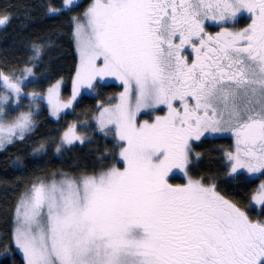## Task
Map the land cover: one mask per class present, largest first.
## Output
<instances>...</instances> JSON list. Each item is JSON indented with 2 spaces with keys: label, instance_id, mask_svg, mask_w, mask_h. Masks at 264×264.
<instances>
[{
  "label": "snow or ice",
  "instance_id": "1",
  "mask_svg": "<svg viewBox=\"0 0 264 264\" xmlns=\"http://www.w3.org/2000/svg\"><path fill=\"white\" fill-rule=\"evenodd\" d=\"M61 11L47 5L49 16ZM241 12L251 23L229 31ZM9 18L0 16V26ZM84 18L86 24L73 17L79 66L72 96L62 101L57 82L47 104L59 119L81 89L108 77L120 81L124 91L100 111L97 126L119 142L123 167L33 181L14 216L13 240L25 264H264V222H252L214 183L167 180L173 169L188 175L193 141L221 132L235 142L225 153L229 175L264 176V0H93ZM207 20L221 25L215 36L205 31ZM45 46H30L20 76L0 70V150L35 130L31 107L8 121L6 106L20 103ZM160 106L165 115L138 122L140 112ZM77 141L85 137L70 126L57 153ZM43 150L41 144L34 153ZM253 200L264 206V183Z\"/></svg>",
  "mask_w": 264,
  "mask_h": 264
},
{
  "label": "trees",
  "instance_id": "2",
  "mask_svg": "<svg viewBox=\"0 0 264 264\" xmlns=\"http://www.w3.org/2000/svg\"><path fill=\"white\" fill-rule=\"evenodd\" d=\"M87 1L49 16L47 5L62 8L63 0H0V16L7 14L10 17L6 25L0 26V70L20 76L32 54L30 46L33 43L50 44L43 48V59L34 69V77L24 81L23 88L43 94L53 83L63 81L66 93L78 67L73 17L83 15ZM120 93L118 85H103L95 95L80 97L72 111L58 120L51 119L43 109L34 115V131L23 141L15 140L0 150V264H24L13 240L15 206L33 181L51 182L64 175L73 178L94 175L114 163L121 168L117 162L119 142L94 132L92 126L99 108L112 105ZM73 125L82 132L90 126L93 133L90 137L85 136L88 140L83 145L62 148L57 153L61 135ZM218 135L223 137L203 141L200 149L203 157L192 176L206 184L214 183L216 191L237 204L249 218L264 220V206L256 209L253 200L264 176L247 172L245 176L227 174L216 148L227 149L230 142L224 132L215 136ZM41 144L44 150L34 153Z\"/></svg>",
  "mask_w": 264,
  "mask_h": 264
},
{
  "label": "rangeland",
  "instance_id": "3",
  "mask_svg": "<svg viewBox=\"0 0 264 264\" xmlns=\"http://www.w3.org/2000/svg\"><path fill=\"white\" fill-rule=\"evenodd\" d=\"M83 1H85V0H74L73 4L68 5V6H66V7H64V6L62 5V10H63V11H67V10L71 9L72 7L77 6L80 2H83ZM63 2H64V0H63ZM87 2H88V6H87V8L85 9V12H86V10L88 9V7L93 3V0H88ZM85 12H84V13H85ZM84 13H83L82 16H78V15L75 14L74 17L79 18L80 21H81V23H85V24H86V20H85V18H84ZM74 29H75V24H74ZM74 42H75V38H74ZM75 49H76V54H77V58H78V66H79V54H78L77 44H76V42H75ZM77 68H78V67H77ZM75 74H76V73H75ZM21 78H22V77H21ZM74 78H75V75H74L73 78L71 79V81H70V83H69V85H68V91H67L66 93L64 92V86H65L64 82H63V81H57V82H60V96H61L62 101H65V102H66V101H68V100L71 98V96H72V90H73V81H72V80H74ZM24 81H25V80H24ZM57 82L53 83L51 86L55 85ZM25 83H26V82H24V85H25ZM108 84H115V85H118V86L121 87V93L124 91V87H123V85L120 83V81L116 80L114 77H108V78H106L105 81H101V82H99V86L94 87V89H81L80 95L77 96L76 100L73 102L72 107H71V108H68V109H64V110H62V111L60 112V114H59V119H60L62 116H64L65 114L70 113V112L72 111L73 106L76 104V102L79 100L80 97H82L83 95L93 96V95L96 94V92L99 90V88H100L101 86H103V85H108ZM51 86H50V87H51ZM0 90H2V91H0V93L5 92V89H3L2 87H0ZM22 90H23L24 95L22 96V98H21V100H20V103H19V104H14V103H12V102L10 101L9 105L6 106V114H7V117H8V121H11L12 119H14V118H15L16 116H18L21 112H27V111L29 110L30 107L34 110L35 116L38 115V113H40L43 109H46V112H47L48 116H49L51 119L58 120L56 117H54V116H52V115L50 114V109H49V106H48V104H47V100H46L47 91L44 92L43 94H39V93H37L38 96L36 97L35 101H33V99L31 98L30 94H31V93H36V92L25 91L24 88H23ZM47 90H48V89H47ZM119 96H120V94H119V95L117 94V95L115 96L116 100L114 101V103L118 102ZM133 96H134V94H133ZM114 103H113V104H114ZM131 103L134 104V98H133V100L131 101ZM113 104H112V105H113ZM112 105H109V106H112ZM109 106H106V107H109ZM103 108H104V107H100V108H99V110H98V112L96 113L94 119L92 120V126H93V128H94V132L99 133V134H104L103 132H101V131L99 130V128H98V126H97V117L99 116V113H100V111L103 110ZM160 109H161V111L158 110V109H155V110H148V111H142V112H140V113L138 114V116H137V120H138V122H143L144 120H148L149 122H152V121L154 120V118H155L156 115H160V116H162V115H163V111L166 110V108H165L164 106H160ZM5 123H7V121H6ZM92 126H91V127H92ZM87 131H89V132L87 133ZM76 132H77L78 135H81V136H83V137H85V136L90 137V136L92 135V133H93V132L91 131V129H90V126H88V128H85V130H83V132H82V131H79V130H78V131L76 130ZM224 133L227 134V135L229 136V138H230V139L232 140V142H233V143L230 144L231 149L228 150V151H232V150H234V147H235L234 137H232V135H231L230 133H227V132H224ZM216 134H217V133H205V136H207V137H212V138H216V139H217L218 137H220V138L223 137V136H219V135H218V136H215ZM61 136H62V135H61ZM101 136L104 137V135H101ZM107 136H109V137H113V138H114V135L111 134V133H110L109 135H107ZM86 140H88V139H85V142H86ZM115 140H116V139H115ZM116 141H117V140H116ZM85 142H84V143H85ZM117 142H118V141H117ZM74 145H78V146H80L81 144L77 141ZM74 145H72V146H74ZM67 147H69V146H65V147H63V148H67ZM70 147H71V146H70ZM226 152H227V151H225V153H226ZM225 153L223 154V157L220 156V162H221V166H223V167L225 168V170H226V172H227V174H228L229 171H230V169H229V167H228V164H227L226 161H225ZM192 159L194 160V157H193ZM117 162L121 164V168H122V167H123V161H121V160L119 159V153H118V156H117ZM195 172H196V169L194 168L193 173H195ZM239 174H241V175L243 174L244 176L247 175V173H246L245 171H243V170H241L240 172H238V173H236V174H232V175H239ZM259 175H260V174H259ZM184 176H185V174H184ZM189 178H191V179H197V180H198V178H195V177H193V176H190V177H186V176H185V179H184L183 183H181V182H177V181H172L171 183H172L173 185H174V184H176V185L183 184V185H184V184H186V183L188 182V179H189ZM199 180H200V179H199ZM262 183H264V182L259 183V185H261ZM258 189H259V188H258ZM258 189H257V190H258ZM256 194H257V192L254 194V196H255ZM255 204H256V206H255L256 209H259L260 207H263L262 205L257 204L256 202H255ZM250 220H251L252 222H264V220H262V221H257V220H253V219H251V218H250ZM14 246H15V244H14ZM16 251L19 253V255L21 256V258H22L23 261H24V258H23V254H22V252H20V251L17 250V249H16ZM24 264H25V261H24Z\"/></svg>",
  "mask_w": 264,
  "mask_h": 264
},
{
  "label": "flooded vegetation",
  "instance_id": "4",
  "mask_svg": "<svg viewBox=\"0 0 264 264\" xmlns=\"http://www.w3.org/2000/svg\"><path fill=\"white\" fill-rule=\"evenodd\" d=\"M250 23H251L250 14H248L247 12H241L238 14L236 21L234 23L228 22V24L226 26L228 27L229 31H240V30H243L244 28L248 27ZM204 27H205V31L208 34L213 35V36H215L219 31H221V25L217 24L211 20L205 21ZM183 54L189 56L190 60L194 58V53H192L191 48H186ZM176 103H178V102H176ZM157 109L161 111L160 108H157ZM166 112H167V109L163 111V115H165ZM224 137L229 140L230 144L233 143L228 135H226ZM209 139H216V138L207 137L204 135L200 141H193L192 142L193 153L191 154V157H195L196 153H199L200 154L199 162H200L201 157H203L202 152H200L201 145L203 144L204 140H209ZM223 148L224 149L216 148L217 152H219L221 157H223V154L225 153L222 151H228L231 149L230 146H227V149H225V147H223ZM194 152H195V154H194ZM197 163H198V160H195V162L189 166V173H188V175H185L186 177L192 176L191 173H192L194 167L197 165ZM185 176H184V173L181 172L179 169H173L172 172L169 173L167 180L170 184H172L171 183L172 181H177V182L183 183ZM179 185H183V184H179ZM173 186H176V184H174Z\"/></svg>",
  "mask_w": 264,
  "mask_h": 264
}]
</instances>
